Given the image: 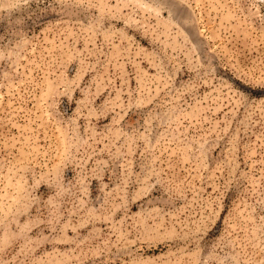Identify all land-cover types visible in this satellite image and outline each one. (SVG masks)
<instances>
[{"label":"rangeland","instance_id":"rangeland-1","mask_svg":"<svg viewBox=\"0 0 264 264\" xmlns=\"http://www.w3.org/2000/svg\"><path fill=\"white\" fill-rule=\"evenodd\" d=\"M0 264H264V0H0Z\"/></svg>","mask_w":264,"mask_h":264}]
</instances>
